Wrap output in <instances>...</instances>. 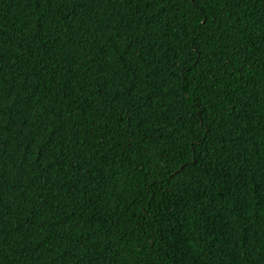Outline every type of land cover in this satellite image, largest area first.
I'll use <instances>...</instances> for the list:
<instances>
[{
    "label": "trees",
    "instance_id": "trees-1",
    "mask_svg": "<svg viewBox=\"0 0 264 264\" xmlns=\"http://www.w3.org/2000/svg\"><path fill=\"white\" fill-rule=\"evenodd\" d=\"M0 264H264V0H0Z\"/></svg>",
    "mask_w": 264,
    "mask_h": 264
}]
</instances>
